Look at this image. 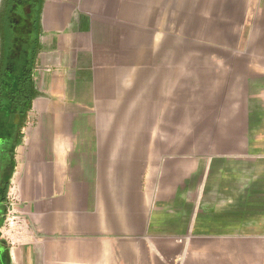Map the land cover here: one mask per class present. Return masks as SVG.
<instances>
[{
  "label": "crops",
  "instance_id": "1",
  "mask_svg": "<svg viewBox=\"0 0 264 264\" xmlns=\"http://www.w3.org/2000/svg\"><path fill=\"white\" fill-rule=\"evenodd\" d=\"M170 8L40 0L8 264H264V74L167 64Z\"/></svg>",
  "mask_w": 264,
  "mask_h": 264
},
{
  "label": "rangeland",
  "instance_id": "2",
  "mask_svg": "<svg viewBox=\"0 0 264 264\" xmlns=\"http://www.w3.org/2000/svg\"><path fill=\"white\" fill-rule=\"evenodd\" d=\"M169 3V20L152 24V30L163 35L159 56L167 57V64L183 59L190 66H229L232 87L242 86L245 76L251 79L256 71L264 74V0H182V8L180 0ZM226 87L229 92V82ZM234 123L232 141L237 134ZM221 133L223 129L216 131L217 136Z\"/></svg>",
  "mask_w": 264,
  "mask_h": 264
},
{
  "label": "flooded vegetation",
  "instance_id": "3",
  "mask_svg": "<svg viewBox=\"0 0 264 264\" xmlns=\"http://www.w3.org/2000/svg\"><path fill=\"white\" fill-rule=\"evenodd\" d=\"M40 0H2L0 3V87L8 72L27 73V97L32 98L31 66L33 62L37 33V11ZM12 74V75H13ZM19 80V84H20ZM16 105V112H7L1 107L3 102ZM22 102L17 103L14 96L0 95V224L8 205L6 201L8 186L16 168L15 148L18 142V128L23 116ZM5 244L1 241L0 250Z\"/></svg>",
  "mask_w": 264,
  "mask_h": 264
},
{
  "label": "trees",
  "instance_id": "4",
  "mask_svg": "<svg viewBox=\"0 0 264 264\" xmlns=\"http://www.w3.org/2000/svg\"><path fill=\"white\" fill-rule=\"evenodd\" d=\"M22 71L8 72L4 74L2 81L5 83V86L0 87V95H6L7 98L14 96L18 104L22 102V113L23 115L30 109L31 99L27 97L28 94V81L25 78L27 73H22L24 68H21ZM13 74V75H12ZM19 80L21 81L19 84ZM1 107H4V110L7 112H16V105H9L8 102H3ZM2 227V224H1ZM2 248V247H1ZM0 264H8L7 252L5 249L0 250Z\"/></svg>",
  "mask_w": 264,
  "mask_h": 264
},
{
  "label": "built area",
  "instance_id": "5",
  "mask_svg": "<svg viewBox=\"0 0 264 264\" xmlns=\"http://www.w3.org/2000/svg\"><path fill=\"white\" fill-rule=\"evenodd\" d=\"M12 190H13V183L10 182L6 196L8 208L7 211L5 212L4 222L2 223V227L0 231L1 236L8 244L12 242L11 235L13 231L21 224V218L16 214L12 213L10 209L11 203L14 200V193Z\"/></svg>",
  "mask_w": 264,
  "mask_h": 264
}]
</instances>
